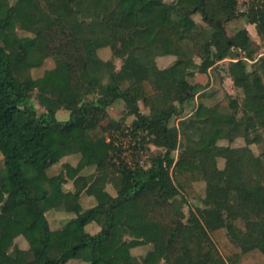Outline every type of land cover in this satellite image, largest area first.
<instances>
[{
	"label": "trees",
	"instance_id": "16d2710c",
	"mask_svg": "<svg viewBox=\"0 0 264 264\" xmlns=\"http://www.w3.org/2000/svg\"><path fill=\"white\" fill-rule=\"evenodd\" d=\"M30 1L0 0V264H264V149L251 146L264 133V0L245 15L258 40L247 28L242 38L228 35L226 24L244 16L238 0ZM85 10L99 13L86 20ZM196 15L207 25L204 40L193 41ZM4 33L26 42L8 46ZM50 58L55 65L45 69ZM226 58L241 66L232 77L240 98L223 107L200 101L185 114L206 89L196 74ZM34 96L52 104L39 109ZM114 107L134 116V134L147 131L164 150L148 166L117 160ZM62 109L69 120L57 118ZM226 148L231 154L220 156ZM85 159L93 171L78 168ZM201 181L204 196L194 185ZM186 196L210 212L187 216Z\"/></svg>",
	"mask_w": 264,
	"mask_h": 264
},
{
	"label": "rangeland",
	"instance_id": "374dc122",
	"mask_svg": "<svg viewBox=\"0 0 264 264\" xmlns=\"http://www.w3.org/2000/svg\"><path fill=\"white\" fill-rule=\"evenodd\" d=\"M15 0H10V2H14ZM86 0H77L78 4H82L84 3ZM168 3H172L174 2V0H165ZM255 2V0H238V12L244 16H240L239 18L228 22L226 24V28H227V33L229 36H233L234 38H242L243 36V28H247L250 35L251 36H256V30L254 25L247 23L246 17L245 15L249 12L250 7L252 5V3ZM258 4V3H257ZM37 5L35 0H31L30 1V6H35ZM99 11L98 10H85L83 12L84 18L87 20L94 18L98 15ZM196 22L201 25V27H198V31L196 33V35L193 37V41L195 39L199 40L205 39V29L207 28V25L202 21L201 17L199 15L194 16ZM83 26H87V22H84ZM163 26L165 27H169L171 28V23L170 22H164ZM84 27H81L77 33L79 35L82 34ZM21 35H24L25 33L20 31ZM4 40L6 42V44L8 46H13L22 42H26L25 40H19L16 35H11V34H3ZM254 38V37H253ZM99 43V42H97ZM95 43V44H97ZM260 52H263V46L260 48L259 50ZM45 64V69L46 68H51L55 65V62L50 58L47 59ZM117 66H120L122 64L121 60L117 61ZM221 69L222 66H216L211 70V74L209 72H207V75H205L203 84L206 86L205 91L203 92V94L195 100H193L192 102L189 103V105L186 106V111L185 114H190L192 112V110L196 107V105L198 104V102H204L205 105L207 106H218V107H223V106H227L228 102H229V98L230 95L228 94V92L225 89V86H223V82L220 79L222 77L221 75ZM37 70H40L39 72ZM34 71V76L37 77L39 74H42L43 70L41 69H37ZM204 77V76H203ZM38 81V87H41L44 85V80L43 79H39ZM227 87V86H226ZM234 98H240L239 93L233 89V94L231 95ZM34 103L36 105V107H38L39 109H43L44 107L50 106L52 104L51 101H48L47 99L45 101L42 102V100H39L36 98V96H34L33 98ZM142 109L145 111V107H143L142 104ZM111 114L109 113V115L112 117H116V120H118L119 122H122V125L119 130H114L111 132L110 137L114 139V133H115V137L117 139H114V141H117V144L122 145V144H127L129 148L130 147V143L128 141H126L125 139V129L124 126H127L128 123L132 122V117L133 116H127L124 110V107H120L118 110L112 111V109L110 110ZM147 113V112H146ZM115 114V115H114ZM108 115V117L110 118V116ZM57 118L59 120L62 121H66L70 119V112L68 110H59L56 114ZM107 116H105L103 119L104 121H108L109 118ZM113 117V118H114ZM173 124H179V126L181 127V122H179V118H174L172 121ZM120 132V134H119ZM113 134V135H112ZM242 140H237L236 142L233 143H229L227 141H223L222 143L225 145H231V146H239L242 145ZM252 149L256 154H260L263 149H264V133H263V143L262 144H252ZM117 148V147H116ZM118 148L122 149L120 146H118ZM162 152H164V150L160 147H156L155 145H150V148L148 150V154H149V159L152 156V154H161ZM178 154L179 152L176 151L175 152V157L178 158ZM231 154V149L230 148H226L224 150H222L220 152V156L224 157V156H229ZM219 163L220 165L224 164V159H219ZM86 165H93L91 160L89 159H85L83 160L80 164H79V168L83 167ZM3 166V159H2V155L0 153V168ZM186 176L190 177H196V174L194 171H188L186 172ZM172 176H170L167 180H166V184L169 187V193L173 194L176 190V185H177V181L176 178L174 176V173H171ZM194 185L196 186L197 190L204 196L205 195V184L201 182H195ZM180 190V188H179ZM181 191V190H180ZM183 193V191H182ZM187 201L183 204V211L185 212V214L188 216L189 215V211L193 210L195 211L197 214H199L200 216H205L207 213L210 212V208L207 206L206 203L202 202V200L200 199H196V198H192V197H187L186 196ZM50 220L52 225L55 227L57 225H59V223H57V219L55 215H51L50 216ZM93 233L92 229H87L86 231V235H91ZM135 254L137 255L138 258H141L143 254H145L144 249H134ZM9 261L8 260H2L1 264H8ZM227 264H229L228 262H226ZM70 264H83L82 261L80 260H73ZM118 264H126V261L122 260L120 261Z\"/></svg>",
	"mask_w": 264,
	"mask_h": 264
},
{
	"label": "crops",
	"instance_id": "0c3cea01",
	"mask_svg": "<svg viewBox=\"0 0 264 264\" xmlns=\"http://www.w3.org/2000/svg\"><path fill=\"white\" fill-rule=\"evenodd\" d=\"M255 27V26H254ZM256 36H257V34H256ZM252 37H254V39L255 40H258V37H257V39H256V37L255 36H252ZM97 46H99V44L97 45ZM103 53H104V55L106 56V58H109L110 57V55H111V53L107 50V49H104L103 50ZM171 59L172 58H169V61H171ZM118 61V60H117ZM117 61H116V63H117ZM121 66V65H120ZM119 66V67H120ZM216 66H222V69H221V75H222V77L220 78L221 80H222V82H223V86H225V89H226V91L228 92V94L229 95H232L233 94V89H234V82H233V79H232V77L234 76V75H236V74H238L240 71H241V66H240V64L238 63V59H231V58H226V59H224V60H222L221 62H219L218 64H216V65H213V66H211V67H209L208 68V71L207 72H209L210 74L212 73L211 72V70L214 68V67H216ZM135 70H136V75L138 76V77H141L142 75H143V72L138 68V67H136L135 66ZM207 72H205V73H197L196 74V76H195V81L196 82H199V83H202L203 84V81H204V78H205V75H207ZM212 75V74H211ZM204 76V77H203ZM174 79H176V81L178 80H182V79H184V72H180V73H178L176 76H174ZM227 86V87H226ZM205 91V90H204ZM203 91V92H204ZM203 96H204V94H203ZM199 97H196V99H198ZM187 105H189V103L188 104H186L185 106H187ZM144 107V106H143ZM167 108V105H162V107H161V109L163 110H165ZM112 109V111H115L116 112V110H118L117 108H111ZM110 109V110H111ZM141 109H142V104H141ZM63 110V109H62ZM110 110H109V113L111 114V112H110ZM194 110V109H193ZM192 110V111H193ZM142 111L144 112V113H146L147 112V114H153V113H155V111L154 110H152L151 108H149V107H145V111L142 109ZM115 115V114H114ZM105 116H102L100 119H101V123L103 124V125H106V124H108L109 123V120L108 121H104V118ZM114 116H112V118H113ZM114 119H116V117H114ZM132 119V122H133V120H134V116L131 118ZM181 121V118H179V122ZM131 122V123H132ZM131 123H128L127 124V126H124V127H130L131 126ZM176 125H178L179 126V124H176ZM87 166V167H86ZM84 165L83 167H81V168H79V165H78V168L81 170L82 168H84V167H86V169H90V170H94L95 169V166L94 165Z\"/></svg>",
	"mask_w": 264,
	"mask_h": 264
},
{
	"label": "built area",
	"instance_id": "2783aa9c",
	"mask_svg": "<svg viewBox=\"0 0 264 264\" xmlns=\"http://www.w3.org/2000/svg\"><path fill=\"white\" fill-rule=\"evenodd\" d=\"M125 129V140L128 141L131 145L129 148L127 144L119 145L117 141H114L115 146H120L122 149L118 151V161L127 163L131 167H146L149 164V154L148 150L152 144L151 140L152 135H149L147 131L133 133L131 127H124ZM120 134V132H119ZM113 135V134H112ZM110 138V137H109ZM114 139L115 137L114 133ZM113 139V140H114Z\"/></svg>",
	"mask_w": 264,
	"mask_h": 264
}]
</instances>
